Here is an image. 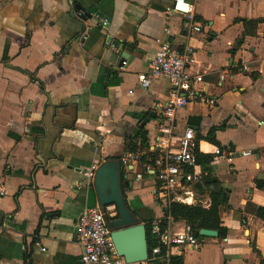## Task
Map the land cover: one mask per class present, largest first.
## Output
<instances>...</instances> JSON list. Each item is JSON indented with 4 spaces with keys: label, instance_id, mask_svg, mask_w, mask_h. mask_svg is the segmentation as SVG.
I'll return each mask as SVG.
<instances>
[{
    "label": "crops",
    "instance_id": "0c3cea01",
    "mask_svg": "<svg viewBox=\"0 0 264 264\" xmlns=\"http://www.w3.org/2000/svg\"><path fill=\"white\" fill-rule=\"evenodd\" d=\"M186 1L192 19L174 0H0V264H82L78 217L112 175L136 219L173 234L189 224L166 213L172 203L209 208L215 188L227 198L224 236L165 245L153 260L264 264V0ZM162 41L193 50L204 79L206 100L177 110V132L193 126L203 146L251 152L199 154L202 174L166 199L146 165L169 82L140 85Z\"/></svg>",
    "mask_w": 264,
    "mask_h": 264
},
{
    "label": "built area",
    "instance_id": "2783aa9c",
    "mask_svg": "<svg viewBox=\"0 0 264 264\" xmlns=\"http://www.w3.org/2000/svg\"><path fill=\"white\" fill-rule=\"evenodd\" d=\"M173 10L192 19L193 4L186 0H174ZM194 29L199 30L200 27L194 26ZM192 62L193 50L180 51L170 41H162L155 55L149 60V71L140 77V85L144 89L149 88L158 77H164L169 82L166 102L159 105L161 121L151 139V151L155 157L146 165V171L154 176L155 182L151 184L153 194L160 199L181 195L191 189L192 184L202 174L199 154L222 157L229 162H233L239 155L251 154L249 151L238 154L214 143L203 146L197 140L193 126H186L182 132H177V110L206 100L204 91L199 87L203 83V76L191 71ZM123 64H126V60ZM96 169V164H92L86 176L93 178ZM5 194L4 187L0 185V212ZM113 215L112 205L99 204L85 209L79 215L77 240L82 247V264H138L128 263L118 254L111 236L112 229L108 226V220ZM150 231L158 238L152 249L153 258L161 254L165 245H198V236L190 225L173 234L162 227V220L155 219L150 222Z\"/></svg>",
    "mask_w": 264,
    "mask_h": 264
},
{
    "label": "water",
    "instance_id": "95a60500",
    "mask_svg": "<svg viewBox=\"0 0 264 264\" xmlns=\"http://www.w3.org/2000/svg\"><path fill=\"white\" fill-rule=\"evenodd\" d=\"M110 195L116 198L103 200L98 190L99 205L115 204L119 210L118 219L108 220V226L112 229V240L120 256H123L128 263H142L149 258V247L147 239L146 223L135 218V213L128 207L127 201L122 193L121 182L117 176L112 175L110 180ZM200 188V185H197ZM196 236H218L217 230L202 228L195 231Z\"/></svg>",
    "mask_w": 264,
    "mask_h": 264
},
{
    "label": "trees",
    "instance_id": "16d2710c",
    "mask_svg": "<svg viewBox=\"0 0 264 264\" xmlns=\"http://www.w3.org/2000/svg\"><path fill=\"white\" fill-rule=\"evenodd\" d=\"M199 157V155H198ZM206 161L207 158L200 156L198 161ZM215 182V181H210ZM213 202L209 208H203L201 206L185 205L181 203H172L167 209V214L171 215L175 220H185L194 231L202 228L217 230L220 236H224V229L221 227V220L219 217V206L226 201V196L220 190L214 189L212 193ZM150 220L145 221L147 226V239L149 247V258L147 262L149 264H163L162 256L159 259L153 260L152 249L155 246L158 238L154 236L150 231ZM162 227L165 228L163 221ZM181 257H173L171 264H182Z\"/></svg>",
    "mask_w": 264,
    "mask_h": 264
},
{
    "label": "bare ground",
    "instance_id": "6f19581e",
    "mask_svg": "<svg viewBox=\"0 0 264 264\" xmlns=\"http://www.w3.org/2000/svg\"><path fill=\"white\" fill-rule=\"evenodd\" d=\"M99 183H100V193H101V196H102L103 200L108 201L109 199L116 198L115 195H110L109 196L110 193L107 192V189L111 186L112 182H108V181L104 180V182H99ZM110 188L114 189V187H110Z\"/></svg>",
    "mask_w": 264,
    "mask_h": 264
},
{
    "label": "rangeland",
    "instance_id": "374dc122",
    "mask_svg": "<svg viewBox=\"0 0 264 264\" xmlns=\"http://www.w3.org/2000/svg\"><path fill=\"white\" fill-rule=\"evenodd\" d=\"M223 4H225L227 7H229L231 10L238 9L240 7V2L237 0H222ZM150 187V186H149ZM148 187V188H149ZM145 189V188H144ZM147 192L150 189H146ZM151 200V198H150Z\"/></svg>",
    "mask_w": 264,
    "mask_h": 264
}]
</instances>
